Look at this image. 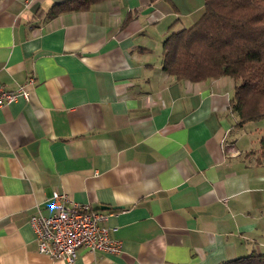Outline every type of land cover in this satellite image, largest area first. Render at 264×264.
Returning <instances> with one entry per match:
<instances>
[{"label":"crops","instance_id":"crops-1","mask_svg":"<svg viewBox=\"0 0 264 264\" xmlns=\"http://www.w3.org/2000/svg\"><path fill=\"white\" fill-rule=\"evenodd\" d=\"M71 2L0 0V83L28 90L0 105V264H67L37 250L29 223L54 191L106 213L121 242L74 264L264 254V163L231 108L234 79L162 68L163 40L203 0Z\"/></svg>","mask_w":264,"mask_h":264},{"label":"trees","instance_id":"trees-1","mask_svg":"<svg viewBox=\"0 0 264 264\" xmlns=\"http://www.w3.org/2000/svg\"><path fill=\"white\" fill-rule=\"evenodd\" d=\"M95 1L74 0L68 6L86 8ZM162 68L191 81L229 75L235 82L231 108L237 124L264 119V0H203L197 19L163 40ZM255 154L256 162L264 163V133ZM221 264H264V254Z\"/></svg>","mask_w":264,"mask_h":264},{"label":"built area","instance_id":"built-area-1","mask_svg":"<svg viewBox=\"0 0 264 264\" xmlns=\"http://www.w3.org/2000/svg\"><path fill=\"white\" fill-rule=\"evenodd\" d=\"M32 81V80H30ZM19 96H28L23 85L8 90L0 83V105ZM54 211L50 215L33 213L29 223L34 232L37 250L49 257L74 264L78 249L120 251L121 242L109 235L105 224L107 214L91 208L87 203L74 201L69 194L54 191L51 196Z\"/></svg>","mask_w":264,"mask_h":264},{"label":"rangeland","instance_id":"rangeland-1","mask_svg":"<svg viewBox=\"0 0 264 264\" xmlns=\"http://www.w3.org/2000/svg\"><path fill=\"white\" fill-rule=\"evenodd\" d=\"M247 128V132H248V137L251 140V143H253V147L254 149H258L259 148V138L262 135V133H264V119H260L257 121H251V122H247L244 124ZM248 137L246 136L247 140Z\"/></svg>","mask_w":264,"mask_h":264}]
</instances>
